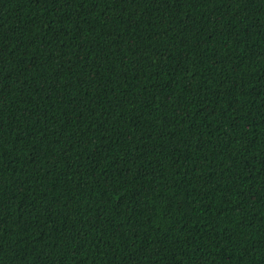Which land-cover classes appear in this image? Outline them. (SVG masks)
<instances>
[{"label": "trees", "instance_id": "1", "mask_svg": "<svg viewBox=\"0 0 264 264\" xmlns=\"http://www.w3.org/2000/svg\"><path fill=\"white\" fill-rule=\"evenodd\" d=\"M0 264H264V0H0Z\"/></svg>", "mask_w": 264, "mask_h": 264}]
</instances>
